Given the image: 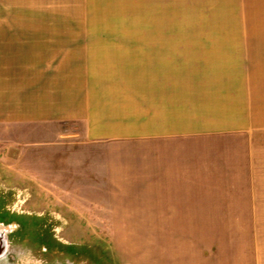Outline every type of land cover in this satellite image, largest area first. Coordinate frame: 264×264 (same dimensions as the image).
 <instances>
[{
	"label": "crops",
	"instance_id": "obj_1",
	"mask_svg": "<svg viewBox=\"0 0 264 264\" xmlns=\"http://www.w3.org/2000/svg\"><path fill=\"white\" fill-rule=\"evenodd\" d=\"M9 27L0 29V125L10 135L50 134L24 142L28 166L39 147L58 181H92L90 153L66 148L137 149L107 152L102 192L89 194L137 206L88 223L164 230L168 264H264V62L253 55L255 32L223 43L214 31L163 29L149 31L146 45L140 29L58 44L51 38L65 34ZM75 127L83 141L65 140ZM72 187L66 195L88 196Z\"/></svg>",
	"mask_w": 264,
	"mask_h": 264
},
{
	"label": "rangeland",
	"instance_id": "obj_2",
	"mask_svg": "<svg viewBox=\"0 0 264 264\" xmlns=\"http://www.w3.org/2000/svg\"><path fill=\"white\" fill-rule=\"evenodd\" d=\"M6 24L20 34H65L51 38L58 44L113 40L117 34L133 35L140 29L146 32V45L151 39L147 35L153 34L149 31L163 29L214 31L208 35L218 32L220 41L228 43L248 30L258 35L252 38L255 61L260 66L264 62V35H260L264 34V0H0V29H6ZM3 129L0 125V211L5 212H0V231L5 234L0 264H168L163 256L168 248L164 230L95 227L111 223L87 222L90 216H105L108 209L137 206L121 204L120 198L89 195L102 192L107 152L116 157L121 151L131 155L137 149L118 144L96 150L66 148L77 157L79 152L81 157L90 153L94 167V180L68 183L57 180L56 164L51 168L43 163L39 147L31 149L38 153L34 164L28 166V159L24 160L30 151L24 142L46 140L49 129L11 135ZM74 129L78 134H66L64 139L83 141L80 128ZM10 140L20 141L23 148L5 144ZM14 153H19L16 158ZM71 185L88 196L66 195L72 192Z\"/></svg>",
	"mask_w": 264,
	"mask_h": 264
},
{
	"label": "flooded vegetation",
	"instance_id": "obj_3",
	"mask_svg": "<svg viewBox=\"0 0 264 264\" xmlns=\"http://www.w3.org/2000/svg\"><path fill=\"white\" fill-rule=\"evenodd\" d=\"M4 210H6V209H4ZM0 212H2V214L5 215V212H3V210ZM4 237H5V234L2 231H0V257L3 255L4 249H5L4 248L5 247V238Z\"/></svg>",
	"mask_w": 264,
	"mask_h": 264
}]
</instances>
